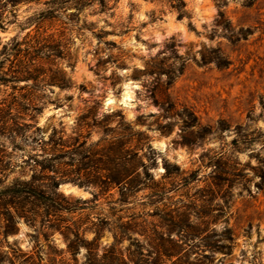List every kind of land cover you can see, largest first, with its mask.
Listing matches in <instances>:
<instances>
[{"label": "rangeland", "instance_id": "rangeland-1", "mask_svg": "<svg viewBox=\"0 0 264 264\" xmlns=\"http://www.w3.org/2000/svg\"><path fill=\"white\" fill-rule=\"evenodd\" d=\"M146 1L143 15L141 0H110L108 11L96 4L77 19L42 20L37 17L47 8L45 0L15 6L1 1L2 184L40 175L36 159L53 152L51 139L84 141L88 127L78 117L99 104L103 112L123 114L109 119L110 137L122 130V121L139 132L134 143L153 185L123 204L112 202L120 197L113 188L93 208L63 212L66 220L51 231L41 217L35 223L20 217L10 227L0 211V264H82L87 249L81 245L76 262L65 227L83 221V229L98 217L112 223L119 216L137 222L133 237L146 253L152 248L142 226L148 233L154 227L165 231L168 248L179 253L164 264H264V0H223L222 6L186 0L190 20L179 19L165 0ZM171 16L184 25L172 28ZM60 42L66 48L56 58L53 48ZM217 47L228 66L205 61ZM58 69L70 78L67 84ZM127 88L132 96L123 101ZM107 96L114 99L109 108L103 105ZM103 137L92 128L84 149L100 152ZM80 159L64 158L62 167L74 176L84 166ZM166 161L179 164V173L166 174ZM69 183L88 193L65 191L62 185ZM59 191L73 201L91 200L99 188L63 181ZM94 235L85 231V240ZM99 241L102 252L113 233L106 229ZM120 246L126 257L135 249L128 238ZM155 257L153 252L150 261Z\"/></svg>", "mask_w": 264, "mask_h": 264}, {"label": "trees", "instance_id": "trees-1", "mask_svg": "<svg viewBox=\"0 0 264 264\" xmlns=\"http://www.w3.org/2000/svg\"><path fill=\"white\" fill-rule=\"evenodd\" d=\"M1 1H4L6 5L15 6L20 2L30 0H0V4ZM165 1L170 9L176 12L179 19L188 18L190 20L191 12L186 0ZM109 2L110 0H45L47 8L37 18L42 20L64 15L77 19L84 8L88 6L97 4L100 11H108L111 8ZM217 4L222 6L224 2L217 0ZM69 6H74L75 9L73 13L67 15L63 11L69 9ZM189 23L192 24L191 21ZM106 34L107 32L104 31L101 36ZM105 42L115 45L112 40ZM65 48V43H57L56 47L53 48L55 51L53 55L56 58H63ZM214 50L215 55L205 58V61H214L220 67L228 66L230 60L222 48L217 47ZM49 56L50 54L47 55V57ZM57 71L61 74L62 83L67 84L70 78L66 77L62 69ZM35 108L39 109V107ZM100 114H102L103 119L98 118ZM116 115L123 118L121 111L106 113L100 109L99 104L89 107L78 117L82 127H88L84 141L80 142L79 137L73 141L64 139L62 136L58 139H51L54 146L53 152L51 154L44 153L42 160L36 159L40 166V175L34 174L28 180H16L10 185H3L0 177V211L10 223V227H13L20 217H24L30 223H35L37 218L41 217L43 227L51 231L61 227V222L66 220L63 212L73 213L77 210L93 208L97 205L100 196L109 193L113 188H118L120 197L112 200V202L123 204L141 189L153 185V174L142 155L139 154V143H134L139 132L134 131L131 125L124 124L122 121V130L111 137L109 136L114 129L108 126V121ZM89 118H92V121H89ZM186 121L189 125H194L192 118H187ZM94 127L100 128L104 133L101 140L105 142V145L100 152L99 150L84 149L87 138H89ZM137 140L139 141L138 138ZM74 155L81 156L80 160L84 166L79 168L74 176H71V171L64 169L61 161L67 157L73 159ZM65 164L71 165L69 162ZM165 168L168 175L180 171L179 164H172L168 161L165 162ZM37 170L36 167L35 173ZM45 171H50L52 174L45 173ZM63 181H72L84 187L99 188V191L94 192L91 200L76 199L73 201L59 191L60 183ZM11 208H15V212H12ZM79 222H74V226H66L63 234L67 240V248L73 254L76 262L81 245H85L87 249L86 260L82 264H164L166 257H172L179 253V248H168L169 237L165 231L154 227L152 228L153 231L148 233L144 225L141 231L147 235L152 248L146 253L144 243L137 237H133L138 225L135 220L124 222L119 216L116 221L111 223L109 220H101L98 217L97 221L90 220L91 226L83 229V221ZM106 229L113 233L114 241L109 246H104L101 252L99 240ZM87 230H93L95 233L91 241L85 240L84 233ZM8 232L9 229L6 230V233ZM125 238L130 239L131 244L135 245L134 251L128 257L125 256L124 250L120 246ZM153 252H156L155 261H150Z\"/></svg>", "mask_w": 264, "mask_h": 264}, {"label": "water", "instance_id": "water-1", "mask_svg": "<svg viewBox=\"0 0 264 264\" xmlns=\"http://www.w3.org/2000/svg\"><path fill=\"white\" fill-rule=\"evenodd\" d=\"M146 0H141L140 2V15H143L145 14V11H146ZM169 25L172 27V28H175V27H178V26H183L184 24L177 18H174V17H169ZM108 97H105L104 101H103V105L104 107L106 108H109L111 107V103H109V100H108ZM62 188L67 191V192H76V193H79L80 195H85L87 194L88 192H86L85 190L83 189H80L78 187H75L73 186L72 184H65V185H62Z\"/></svg>", "mask_w": 264, "mask_h": 264}, {"label": "bare ground", "instance_id": "bare-ground-1", "mask_svg": "<svg viewBox=\"0 0 264 264\" xmlns=\"http://www.w3.org/2000/svg\"><path fill=\"white\" fill-rule=\"evenodd\" d=\"M128 87V86H127ZM131 96H132V90L131 89H129V88H127L126 90H125V92H124V95H123V101H128L130 98H131ZM108 100H109V103H111V104H113V102H114V99H113V97L112 96H109L108 97Z\"/></svg>", "mask_w": 264, "mask_h": 264}]
</instances>
